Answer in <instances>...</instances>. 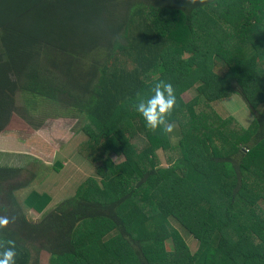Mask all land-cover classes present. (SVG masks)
Instances as JSON below:
<instances>
[{"label": "trees", "instance_id": "16d2710c", "mask_svg": "<svg viewBox=\"0 0 264 264\" xmlns=\"http://www.w3.org/2000/svg\"><path fill=\"white\" fill-rule=\"evenodd\" d=\"M0 43V134L19 91L77 111L85 139L63 152L99 178L33 224L23 206L40 214L51 197L33 190L21 202L36 177L5 192L23 168L0 165V215L14 217L0 241H15L16 264H38L32 250L49 264H264V0H0ZM160 79L176 90L175 146L131 107ZM234 93L255 112L247 128L213 106Z\"/></svg>", "mask_w": 264, "mask_h": 264}, {"label": "rangeland", "instance_id": "374dc122", "mask_svg": "<svg viewBox=\"0 0 264 264\" xmlns=\"http://www.w3.org/2000/svg\"><path fill=\"white\" fill-rule=\"evenodd\" d=\"M56 47L57 46H44L40 43L36 49L42 53L48 51V55H52V58H59L63 62L66 56L59 51H56L58 50ZM1 50L2 45L0 43V51ZM195 96L196 94L194 90L183 95L187 100ZM16 97V112H14L15 110H12L9 125L0 134V149L5 150V152H0V162L15 167L18 166L17 168L26 167L25 172H27V174L25 173L23 176L22 173L23 177L15 176V178L10 179L4 189L5 192H8L10 188H15L18 184H26L31 181L32 178L36 177L33 179V183L28 190L20 192L19 197L22 202L31 190L35 189L39 192H46L51 199H54L51 206L39 216L30 211L29 208L23 206L28 220L33 224H38L43 221L45 216H49L53 213L63 201L65 202L68 199L73 198L85 181H88V179L91 178L99 181V178L95 175L94 170L89 164H87V162L77 160L74 155L68 157V153L63 152V149L60 147L74 144L81 140L78 133H80L79 130L83 114L73 110H68L69 112H61L58 107L49 104V102L44 99L36 98L34 95H31V93L19 91L16 94ZM213 106L223 118H235L246 128L250 126L254 120L255 112H261L264 114V103L260 104L255 112H252L251 108L243 98L236 93L232 94L228 99H221L214 102ZM59 113L63 115L62 118L70 120V126L64 125L59 126L58 128L55 127L53 121L61 118ZM43 123H46V126L43 127ZM15 129L20 131H15ZM84 139L85 136L83 137V140ZM144 142V138L141 139L139 137L138 139H133V143L139 149L144 147ZM43 143L47 144L44 150L42 149L43 147H39ZM53 146L55 147L54 149ZM245 151L248 152L247 149ZM32 154H35L36 157H33ZM158 155L161 158L162 163L166 164L163 157L165 154L161 149L158 151ZM111 159L115 163L123 161L122 157L116 155H111ZM58 160L60 162L63 161L62 165H65V168L60 171L59 174H57L54 169V165ZM1 197L3 198L4 196ZM0 204H5L6 206V199H1ZM259 206L263 207V204L261 203ZM68 218L70 217H60L62 221ZM72 224L73 222L70 223L68 220L64 222L63 226L57 228L58 232L61 230V236H65L71 231L68 227H71ZM173 225L178 231H180L189 244L192 252H195L198 249V242H196L192 236L186 235L184 230H182L178 224L173 222ZM53 232L54 230L49 233V236H52ZM34 247L38 248V245H35ZM167 248L170 251L173 250V243L171 240L167 242ZM32 254L34 255V260H39L38 264H49V253L42 252L40 255H37V251L32 250ZM31 262L34 264L36 261Z\"/></svg>", "mask_w": 264, "mask_h": 264}, {"label": "clouds", "instance_id": "9594fccd", "mask_svg": "<svg viewBox=\"0 0 264 264\" xmlns=\"http://www.w3.org/2000/svg\"><path fill=\"white\" fill-rule=\"evenodd\" d=\"M191 8L195 6H210V0H185ZM133 110L142 118L146 130L155 134H164L170 145H177L182 136L178 125L170 119L178 107L176 90L170 81L160 79L147 92H137L131 103ZM14 223V217L0 215V230ZM6 245V246H5ZM0 264H16L17 246L15 241H0Z\"/></svg>", "mask_w": 264, "mask_h": 264}, {"label": "crops", "instance_id": "0c3cea01", "mask_svg": "<svg viewBox=\"0 0 264 264\" xmlns=\"http://www.w3.org/2000/svg\"><path fill=\"white\" fill-rule=\"evenodd\" d=\"M60 117L61 118H59V119H56V120H54L53 121V123L55 124V127L56 128H58L59 126H64V125H67V126H70L71 125V123H70V120H68L67 118H62L63 117V115H60ZM43 127L44 126H46V123H45V125H42ZM42 127V128H43ZM45 128H47V127H45ZM80 135V134H79ZM80 137V139L82 140L83 139V137L82 136H79ZM48 142V141H47ZM49 144H51L50 142H48ZM47 146V144L46 143H43L42 145H40L39 147H43L42 149L44 150V148ZM63 150L64 149H66V147H69V145H64V146H60ZM55 147L53 146V149H54ZM0 152H5V150H3V149H0ZM32 156L33 157H36V155L35 154H32ZM28 159V158H27ZM0 165L1 166H10V167H12L13 165H10V164H6V163H1L0 162ZM13 167H15V166H13ZM16 167H18V166H16ZM21 168H23V176H24V174L26 173L27 174V172H25V169H26V167H21ZM64 168H65V165H64ZM63 170V169H62ZM55 172L57 173V174H59L60 172L59 171H57V170H55ZM35 190V189H34ZM31 191H33V190H31ZM40 195H43V194H46V192H39V191H37ZM29 195V194H28ZM27 195V196H28ZM25 197L22 201H24V200H27V198L28 197ZM54 201V199L52 198L51 199V202L46 206V208L43 210V212L44 211H46L50 206H51V204H52V202ZM41 202V201H40ZM27 204H29V209H30V211H32V212H34L35 214H37V216H39V215H41L42 213H40L39 214V209H37V210H35L34 208H33V206L34 205H32L33 203H27ZM31 206V207H30Z\"/></svg>", "mask_w": 264, "mask_h": 264}]
</instances>
